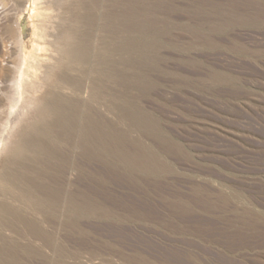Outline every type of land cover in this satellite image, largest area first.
<instances>
[{
  "label": "rangeland",
  "instance_id": "obj_1",
  "mask_svg": "<svg viewBox=\"0 0 264 264\" xmlns=\"http://www.w3.org/2000/svg\"><path fill=\"white\" fill-rule=\"evenodd\" d=\"M75 23L91 57L59 68ZM56 93L95 128L88 154L52 144L68 168L40 213L5 173ZM31 131L27 163L55 172ZM0 203L44 229L0 210V264H264V0H0Z\"/></svg>",
  "mask_w": 264,
  "mask_h": 264
},
{
  "label": "bare ground",
  "instance_id": "obj_2",
  "mask_svg": "<svg viewBox=\"0 0 264 264\" xmlns=\"http://www.w3.org/2000/svg\"><path fill=\"white\" fill-rule=\"evenodd\" d=\"M87 8L88 4L84 3L80 6L79 9H77L78 13L76 11V17L79 23L81 22L79 18H81L84 22L90 24L92 17L89 8ZM61 40L62 46L60 49L61 59L58 65L59 68L64 65L66 59L69 61L90 59L92 49L91 32L88 30H81L78 26V23H75L72 27H70L67 32L63 34ZM27 62V56H25L23 63L25 64ZM58 75V71L54 73V76L57 77ZM76 86L81 87V84L78 83ZM54 96L56 98V101L58 102V109L48 111L46 110V108L45 110H43V108H38L39 110L36 118H34L32 122L30 121V123H28L25 131L22 134V139L15 143L10 149V157H12L11 160L13 169L8 170L7 172L5 171V176L9 180L16 182L22 180L24 181L25 189H23V191L21 190L15 192L14 199H16L17 201L18 199L25 200L26 202L34 205V209H36V212L40 213L48 212L49 209H51L52 207L54 208L58 204L60 200L61 188L59 184L58 172L66 171L68 168L67 162L69 157L67 155H63L64 158H59V151L61 149L59 150L58 146H54L52 144L56 142L59 144L64 140L69 145H73L75 143V136H78L80 142L83 145V152L88 154L91 149V143L94 133L93 131L95 128L93 119L90 116H87L80 111H70L81 110V103L74 105L75 109H72L71 106L73 105L68 99L60 97L57 93ZM29 129L32 130L31 136L33 133L34 136L38 137L37 142H34L32 144V147H36L37 151H46L48 153V160L50 161L52 166H54L56 170L55 172H50L46 169L38 170V168H34V165V167H32L27 163L26 159L28 158V150L31 144L24 139V135H26V132ZM98 131L100 132L99 134L103 137V132L100 127ZM28 160H30V158H28ZM0 210L10 214L13 217L14 223L16 225H22L24 231L40 237L44 235L42 219L40 216V218L31 217L26 212H24V207L22 210L18 206L3 205L1 203ZM41 216L43 217V215ZM1 246L0 252H2L3 250V247ZM16 248L18 247L16 246ZM16 248H12V246L9 249L7 248L10 254V258L7 257L9 258L7 264H24V261L22 262L20 260L22 257H18L20 256V253L19 255L17 254L19 250L17 251Z\"/></svg>",
  "mask_w": 264,
  "mask_h": 264
}]
</instances>
